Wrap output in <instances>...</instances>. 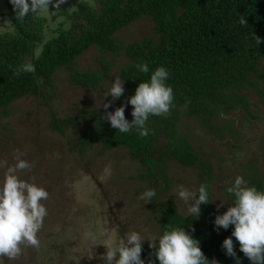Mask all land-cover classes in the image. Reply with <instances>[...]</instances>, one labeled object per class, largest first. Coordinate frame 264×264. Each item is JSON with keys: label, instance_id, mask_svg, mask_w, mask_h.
<instances>
[{"label": "trees", "instance_id": "16d2710c", "mask_svg": "<svg viewBox=\"0 0 264 264\" xmlns=\"http://www.w3.org/2000/svg\"><path fill=\"white\" fill-rule=\"evenodd\" d=\"M60 11L55 10L66 21L48 38L44 35L46 20L36 12L15 18L14 32L0 35V110L27 97H41L48 106L51 99L43 96V90L52 86L53 76L60 70L70 72L69 85L78 89L97 91L110 85V63L101 62L94 71L76 72L74 66L91 51L118 54L122 43L117 35L137 22L149 21L153 25L150 38L122 45L129 60L116 76L124 80L122 96L102 99L111 101L110 111L125 104V118L131 121L128 97L152 71L164 67L174 96L169 114L151 116L147 122L150 134L143 138L135 131L122 134L110 127L101 119L105 111L80 109L78 118L65 122L81 127L80 144H99L104 151L124 149L132 159L144 160L147 171L137 180L148 183V189L157 188V196L147 205L154 212L151 218L158 221L159 234L168 225L184 227L199 241L209 261L237 264L238 259L239 264H250L235 238L236 257L224 254L221 244L231 235V226L214 230V217L231 205L229 194V204L221 213L213 211L210 202L200 206L198 218L183 215L168 199L173 182L165 170L171 161L192 168L198 187L207 185L211 193L214 166L180 132V118L198 121L215 139H222L224 133L237 138L236 126L257 120L258 110L264 112V0H93L81 1L70 12ZM253 37L262 42L257 46ZM138 62L147 63L149 73L138 72L134 67ZM26 63L35 66L33 73L13 75L15 68ZM254 97L257 103L252 102ZM54 116L52 112V119ZM245 179L249 186L264 191V172L253 167ZM152 253L149 246L142 247L145 264L149 259L158 264Z\"/></svg>", "mask_w": 264, "mask_h": 264}, {"label": "rangeland", "instance_id": "374dc122", "mask_svg": "<svg viewBox=\"0 0 264 264\" xmlns=\"http://www.w3.org/2000/svg\"><path fill=\"white\" fill-rule=\"evenodd\" d=\"M80 1L62 0L65 4L61 7L66 10L69 2L74 9ZM85 1L93 3V0ZM59 19L65 20L60 15L52 19L50 27L59 25ZM152 27L149 21L137 22L120 32L117 39L128 46L150 38ZM122 45L118 54L87 53L74 66L75 71H94L101 62L110 63V84L129 62ZM40 51L41 48L35 50L33 56H38ZM69 73L58 71L52 86L44 88L43 96L51 99L48 106L41 97H27L0 110V161H6L0 167V181L7 167L15 164L14 151L19 150L24 154L22 158L32 165L30 170L18 172L19 178L49 193L48 199L42 201L48 214L37 233L39 247H22L18 257H5L0 259V264H103L105 247L120 242L128 232L137 231L149 242L159 234L158 221L151 218L153 209L139 199L148 189V183L137 180V176L147 171L144 160L132 159L124 149L104 151L99 144H80L81 127L65 122L78 118L80 109L105 111L102 104L106 101L102 97L110 85H103L97 91L78 89L69 85ZM252 102L257 103L258 99L254 97ZM258 111L257 120L236 126L237 138L224 133L222 139H215L202 130L198 121L180 118V132L214 166L210 205L217 213L229 204L227 188L236 176L247 178L253 167L264 172V112ZM165 171L173 182L168 199L181 214L188 215V205L178 198L177 190L183 186L195 191L198 188L196 171L174 161L168 162ZM90 231L98 234L96 240L88 238ZM102 231H107L108 236L99 235ZM147 240L142 242V247L149 246Z\"/></svg>", "mask_w": 264, "mask_h": 264}, {"label": "clouds", "instance_id": "9594fccd", "mask_svg": "<svg viewBox=\"0 0 264 264\" xmlns=\"http://www.w3.org/2000/svg\"><path fill=\"white\" fill-rule=\"evenodd\" d=\"M52 0H9L16 17L23 19L30 12L40 10L43 14ZM243 22V21H242ZM4 27H0L3 32ZM257 46L262 42L259 37H253ZM140 73H149L147 63L138 62L134 66ZM32 63L21 64L13 70V75L33 73ZM169 72L164 67H157L149 75L148 80L137 84L134 93L128 97L127 105H131V121L124 115L125 104L107 111L111 101L102 104L105 109L102 120H106L110 127L122 134L135 131L141 138L150 134L147 122L151 116H166L173 106V89L167 84ZM124 80L116 77L104 97L111 96L112 100L119 99L124 92ZM103 97V98H104ZM101 106V105H100ZM23 153L14 151L15 164L7 167L2 181H0V259H15L22 252V247H39L37 233L47 216V208L42 201L49 197L43 187L35 183L22 180L18 172L30 170L32 165L24 160ZM6 161H0V167ZM231 197L222 214L214 217V230H227L232 227L231 235L223 239L221 247L228 257H236L234 240L238 242V250L249 260L250 264H264V191L255 186H249L242 176H236L227 188ZM157 196L155 189H146L139 196L144 204L153 202ZM177 196L188 207L189 215L198 218L202 204H208L210 193L207 185H200L195 191L179 186ZM99 235L107 237L108 232ZM88 238L96 240L98 234L90 231ZM142 238L137 231L128 232L120 242L109 244L103 256L105 264H145L141 259ZM152 255L158 264H218L216 260L209 261L201 251L199 241L193 238L184 227L168 225L165 230L147 240ZM148 264H155L152 259ZM237 264L239 260L237 259Z\"/></svg>", "mask_w": 264, "mask_h": 264}, {"label": "crops", "instance_id": "0c3cea01", "mask_svg": "<svg viewBox=\"0 0 264 264\" xmlns=\"http://www.w3.org/2000/svg\"><path fill=\"white\" fill-rule=\"evenodd\" d=\"M61 1L62 0H52L47 10L43 14L41 13L40 10L35 11L38 15L42 16L46 20V26L44 29V35L46 38L52 36L53 32L56 29H58L61 23L62 22L64 23L66 21L64 19H63L64 21H62V19H59L60 20L59 25H56L55 28L50 27L49 23L52 21V19L56 20V18L60 16L59 14H57V12H55L56 9L54 8H57V10L59 11L61 10L60 12H67L69 10H73V8L70 7L69 2L65 7L66 10H64L61 7V5L65 4V2H61ZM72 1L76 2V0H72ZM81 1H85V0H81ZM15 18H17L16 13L14 12L11 4L9 3V0H0V27H4L5 29L3 32H0V35L10 34L14 32L13 20Z\"/></svg>", "mask_w": 264, "mask_h": 264}]
</instances>
